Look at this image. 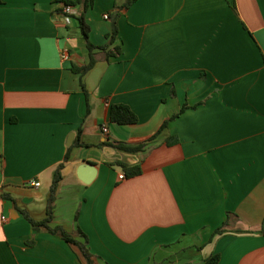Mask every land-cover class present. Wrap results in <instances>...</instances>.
Instances as JSON below:
<instances>
[{"label": "crops", "instance_id": "obj_1", "mask_svg": "<svg viewBox=\"0 0 264 264\" xmlns=\"http://www.w3.org/2000/svg\"><path fill=\"white\" fill-rule=\"evenodd\" d=\"M125 1L86 12L97 47L83 85L72 69L91 57L79 5L67 16L62 0L0 4V264H84L22 213L46 216L61 162L51 225L84 241L81 228L96 264H206L215 253L217 264H264V0ZM114 103L138 121L112 122ZM116 140L148 143L129 152ZM118 160L142 172L128 177ZM84 162L96 165L90 183Z\"/></svg>", "mask_w": 264, "mask_h": 264}, {"label": "trees", "instance_id": "obj_2", "mask_svg": "<svg viewBox=\"0 0 264 264\" xmlns=\"http://www.w3.org/2000/svg\"><path fill=\"white\" fill-rule=\"evenodd\" d=\"M134 1L135 0H126L121 5V7L122 8H128ZM1 3H2V0H0V4ZM62 3L66 4V5H72L74 7L76 5H79L81 7L80 13L77 16V18L80 21V27H81L83 36L86 39L87 45L90 49V56L91 57H90V61L87 64L82 65V66L73 65L72 69L75 72H78L81 74V83L83 85V81H82L83 75L86 73V71H88L94 65V63L96 61L93 50L97 46L95 44H93L91 39H90L91 27L86 20V12L93 5L94 0H62ZM232 7L237 12V8H236V5L234 2H232ZM61 10L67 16H72L75 14V13H67L66 11L63 10V8ZM118 16H119V11L117 13L112 14V18L114 19V28H113V33H112L111 38H110V42H113L115 36L118 33V25H117ZM101 47L104 48V47H106V45H103ZM118 51H119L118 53H120V50H118ZM110 119L112 122H116L119 124H132V123H136L138 121V115L131 108L130 105H128L126 103H114L111 105V108H110ZM168 121L169 120H165L163 122V124L160 126V128L157 130V132L154 133L153 135H151V137L149 139L155 138L167 126ZM147 143L148 142H141L137 145H131L125 141H117L116 140V141L109 142V144H111L117 148L129 151V152H138V151L142 150ZM68 151H70V149ZM68 157H69V152L66 154L65 160L68 159ZM110 164L111 165H120L122 167V169L124 170L126 176H128V177L138 175L142 172V166L140 163L130 164V163L118 160V161L112 162ZM63 166H64V162H61L55 170L54 178H53V181H52V184L50 187V193L48 196L46 216L41 220H37V219H34L25 210H22V213L30 221V223L34 227L44 228L53 234H57V235L61 236L64 240H66L72 247L77 248L85 260L84 264H96V259H95L96 255L91 251V248L89 246L88 235L81 228H78L76 230L75 234L79 235L81 237H84V241L76 238V236L74 234H72L71 232L66 230L61 225H55V226L51 225V223L54 220L55 200H56L58 185L62 179L61 170H62ZM3 198H10V195L6 192H2V193H0V199H3ZM228 214H230V213H228ZM221 231H222L221 228L218 229V232H221ZM261 231L264 233V221H263ZM27 242L29 244L34 243L33 240H28ZM219 260H220V254L215 253L206 259V264H217L219 262Z\"/></svg>", "mask_w": 264, "mask_h": 264}, {"label": "water", "instance_id": "obj_3", "mask_svg": "<svg viewBox=\"0 0 264 264\" xmlns=\"http://www.w3.org/2000/svg\"><path fill=\"white\" fill-rule=\"evenodd\" d=\"M97 173L96 165L92 162H84L78 168V176L85 183H90Z\"/></svg>", "mask_w": 264, "mask_h": 264}, {"label": "built area", "instance_id": "obj_4", "mask_svg": "<svg viewBox=\"0 0 264 264\" xmlns=\"http://www.w3.org/2000/svg\"><path fill=\"white\" fill-rule=\"evenodd\" d=\"M62 8L67 13H75V7L72 6V5H66V4L62 3ZM108 16L109 15L106 13L105 14V17H108ZM69 55H70L69 50L68 49H64L63 50V53H62V57L68 58ZM103 130H104V132H108V127L107 126L103 127ZM124 177H125L124 174H120V178H124ZM34 185L39 186L40 185V182L38 180H36V181H34ZM3 218L5 219L6 217L3 216Z\"/></svg>", "mask_w": 264, "mask_h": 264}, {"label": "rangeland", "instance_id": "obj_5", "mask_svg": "<svg viewBox=\"0 0 264 264\" xmlns=\"http://www.w3.org/2000/svg\"><path fill=\"white\" fill-rule=\"evenodd\" d=\"M46 187V186H45Z\"/></svg>", "mask_w": 264, "mask_h": 264}]
</instances>
